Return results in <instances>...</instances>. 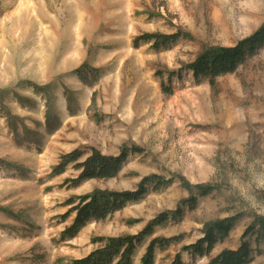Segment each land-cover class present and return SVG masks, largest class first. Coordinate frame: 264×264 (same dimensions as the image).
<instances>
[{
	"label": "rangeland",
	"instance_id": "obj_1",
	"mask_svg": "<svg viewBox=\"0 0 264 264\" xmlns=\"http://www.w3.org/2000/svg\"><path fill=\"white\" fill-rule=\"evenodd\" d=\"M263 26L264 0H0V264H74L149 226L132 264L155 240L169 242L153 264H209L245 242L264 264V45L214 84L186 68ZM95 151L127 158L83 180ZM148 178L139 200L77 221L80 197ZM230 218L209 255L187 250Z\"/></svg>",
	"mask_w": 264,
	"mask_h": 264
},
{
	"label": "trees",
	"instance_id": "obj_2",
	"mask_svg": "<svg viewBox=\"0 0 264 264\" xmlns=\"http://www.w3.org/2000/svg\"><path fill=\"white\" fill-rule=\"evenodd\" d=\"M175 37H167L158 34H145L137 39V42L145 41H159L166 44ZM264 45V26L249 39H246L234 48H209L203 51L198 58L186 68L193 72L195 77H203L210 79L214 84L215 80L223 75L232 74L237 67L245 61L246 58L256 55L260 48ZM81 153L77 152L67 157L77 160ZM127 158V154H123L120 158H107L101 155L100 152L95 151L93 155L84 163L79 164L81 169H84L82 179H108L113 177L119 170L122 163ZM65 164V163H64ZM64 164L60 166L59 172H62ZM158 186L164 184L157 176ZM151 179H146L141 186V191L138 193L132 192H108L95 191L91 195L82 196L79 198L80 205L76 208L79 210V223L96 218L104 219L106 215L113 211L121 210L127 203L139 200L146 193L145 185ZM213 187H199V193L202 196L208 195L213 191ZM192 204H196L197 200H191ZM74 204V200L69 201V205ZM181 212H179L180 214ZM166 217H162V221ZM237 218H230L208 224L205 231V237L201 239L196 245H193L187 250H193L194 254L199 256L209 255L215 244L222 239H225L235 226ZM260 233L264 232V219L258 221ZM152 231V226L140 237L127 236L119 238H110L107 240L106 247L97 252H94L89 257L76 260L74 264H113V259L120 256L119 264H132V257L135 253L137 243L143 240L145 235H149ZM250 233H258L255 227H251L245 237ZM98 241H103L99 239ZM167 240H155L150 245L146 256L143 259V264H153L154 252L158 246L166 245ZM253 250L249 242H245L238 250H224L217 257L213 258L209 264H249L253 260ZM174 264H182L180 261Z\"/></svg>",
	"mask_w": 264,
	"mask_h": 264
}]
</instances>
